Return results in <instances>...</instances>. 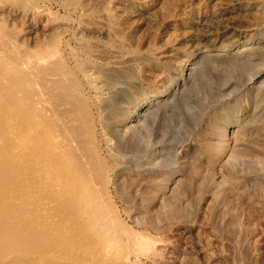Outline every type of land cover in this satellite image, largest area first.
<instances>
[{"label":"rangeland","instance_id":"1","mask_svg":"<svg viewBox=\"0 0 264 264\" xmlns=\"http://www.w3.org/2000/svg\"><path fill=\"white\" fill-rule=\"evenodd\" d=\"M69 1L0 0V49L60 38L136 264H264V0Z\"/></svg>","mask_w":264,"mask_h":264},{"label":"bare ground","instance_id":"2","mask_svg":"<svg viewBox=\"0 0 264 264\" xmlns=\"http://www.w3.org/2000/svg\"><path fill=\"white\" fill-rule=\"evenodd\" d=\"M57 42L9 57L0 49V264H136L148 242L117 214L86 104L60 67ZM50 92L70 103L66 117L48 107Z\"/></svg>","mask_w":264,"mask_h":264}]
</instances>
